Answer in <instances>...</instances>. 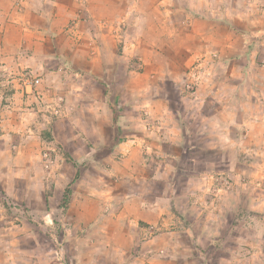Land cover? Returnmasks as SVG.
Returning a JSON list of instances; mask_svg holds the SVG:
<instances>
[{
    "label": "rangeland",
    "instance_id": "obj_1",
    "mask_svg": "<svg viewBox=\"0 0 264 264\" xmlns=\"http://www.w3.org/2000/svg\"><path fill=\"white\" fill-rule=\"evenodd\" d=\"M241 1L242 9L252 5ZM83 2L63 0L62 17L55 21L40 16L41 25L54 30L46 42L47 66L33 67L23 55V63L17 64L0 50V264H91L86 255L72 253L76 234L63 223V215L78 185L88 189L97 184L101 189L105 178L99 175L105 172L128 191L139 188L133 176L151 173L150 167L163 170L164 182L169 180L170 168L178 161L184 175L187 169L212 175L208 180L215 186L214 199L222 195L218 189L234 184L264 189V176L256 174L263 167L264 145L251 147L248 136L241 145L226 141L221 146L220 135L210 128V142L203 151L172 142L153 150L138 142L146 135L156 139L152 132L159 133V126L162 131L164 122L178 120L184 126L200 119L203 99L209 114L223 111L218 110L223 101L217 77L227 75L231 67L220 66L214 53L223 47V56L231 55L228 43H236L240 53L245 42L264 41V34L256 35L264 28L263 15L219 18L206 0H131L124 4L128 11L119 14L116 9L115 17L95 23L86 15L89 2L87 6ZM217 3L214 0L211 6ZM17 5L27 6L18 0L15 7L20 12ZM225 20L249 37L224 32ZM2 35L0 31V40ZM27 44L21 42L22 48ZM21 52L29 54L26 49ZM36 78L40 83L29 85ZM175 110L180 116L170 120ZM191 111L195 116L189 115ZM15 125L18 131L9 130ZM127 140L129 144L135 140L134 146L119 148ZM149 154L155 159L147 167L138 159ZM225 154L239 163L238 180L226 170ZM189 155L198 161L189 163ZM181 180L180 188L186 186V179ZM69 186L72 193L64 200ZM152 187L163 190L166 185L156 181ZM240 195L243 209L227 199L225 222L215 201L208 204V211H190L199 230L193 243L195 264L200 253H209L210 264H218L220 257L224 264H264V211L255 214L244 207ZM203 224L207 230L200 229Z\"/></svg>",
    "mask_w": 264,
    "mask_h": 264
},
{
    "label": "crops",
    "instance_id": "obj_2",
    "mask_svg": "<svg viewBox=\"0 0 264 264\" xmlns=\"http://www.w3.org/2000/svg\"><path fill=\"white\" fill-rule=\"evenodd\" d=\"M17 1L0 0V31H3L0 50L3 54L7 53L9 57L12 55V59H15L17 64L23 63L20 60V55H23V59L33 67L47 66L50 63L46 53L48 50L46 42L50 37L49 33H54V30L42 26L40 16L52 18L53 21L62 17L63 6H65L63 0H25L27 4L25 9L17 5L23 12L16 9ZM82 1L86 3V6L89 2L90 5L86 8L89 11L86 15L94 18V22L97 23L99 19L115 17L116 9L119 14L128 11V9L123 10L124 4L130 5L131 0ZM206 1L209 4L208 9H211L214 16L216 13L219 18H225L227 15L236 19L245 16L253 18L257 16V13L264 17V6L261 5L264 0H248L252 4L249 5L248 10L241 8V0H216L217 7L211 6L214 0ZM231 1L233 5L229 3ZM230 8L231 13L228 14ZM225 21L221 26L224 32L228 31L227 33L233 36L242 34L246 38L249 37L248 32L232 28L228 24L230 21ZM259 34H264L263 27L256 30V35ZM23 41H28L24 48L21 45ZM255 41L254 44L250 41L245 42L240 47V53L236 43L225 44L227 48H232L229 49L231 55L223 56L221 52L223 47L216 49L219 51L218 54L214 53L218 56L215 61L220 62V66L231 67V72L227 75L221 74L222 76L217 77L218 92L223 101L218 110L223 107V111L217 110V114H209L203 99L199 107L200 119L189 120L183 126L178 120L176 122L171 120L173 117L177 119L180 116V112L175 110L174 115L169 114L171 121L162 124L164 128L162 131L159 126L156 129L159 133L152 132L156 135V139L155 137L149 139L146 135L138 141L139 144L154 150L162 142H172L175 146L189 145L191 149L201 148L203 151V147L208 146L210 142V128H214L220 135L221 141L218 144L221 146L226 141L233 142L235 146L241 145L246 136H248L246 142L249 141L251 147L264 145V41H259L260 43ZM23 49H26L29 54L21 52ZM189 115L195 116V113L191 111ZM18 129L15 125V128L9 130L18 131ZM30 129L35 134L38 132L35 126H31ZM10 136L15 135L10 134ZM131 141L135 143V140ZM129 142L130 140L121 142L118 146L123 148L133 145ZM136 149L133 147L132 150ZM151 155H140L138 160L142 165L151 166L155 159ZM225 157L222 159L228 161L226 170L228 173L232 171L238 180L242 175L239 163L235 164V160L230 159L228 154H225ZM203 160L204 156L201 161ZM172 161L169 160L170 166L173 165H171ZM186 161L193 164L198 159L189 155ZM205 161L207 165L208 159L205 158ZM254 161L255 159L250 165H253ZM261 166L263 167H260V171L256 174L264 176V162ZM150 168L148 170H151V173L138 172L133 176V180L139 185V188L134 190L125 191L120 184L111 182L109 172H105L104 176L99 175L100 178H105L104 187L107 185L105 189L104 187L98 189L97 184L88 189L83 187L82 183L78 185L75 198L63 215V223L69 225L76 234L71 239L72 253L86 255L91 258V264H195L194 260L197 256L193 255L195 253L193 243L199 235V230L191 221V210L208 211V204H214L215 201L217 207L223 210L221 222H225L224 218L227 219L229 215L225 212V209L229 208L228 200L239 204L240 194H242V199H245L244 207L254 213L264 211L263 187L252 188V185L246 187L244 184L235 187L234 184L231 189L217 188L222 195L214 199L215 186L208 180V177L212 175L209 172L206 174L207 170L187 169L184 175L183 170L179 172L180 165L176 161V166L173 165L170 168L171 177L169 176V180L164 182V171L156 167ZM249 170L253 176V168ZM181 179H186L184 182L186 186L180 188ZM156 181L165 183L166 188L154 189L152 185ZM242 204H239L238 210L243 209ZM232 216L235 218V215ZM249 222L251 226L252 222ZM200 229L207 230L206 225H201ZM198 256L199 261L196 264H210L209 253H200ZM217 262L224 264L221 257Z\"/></svg>",
    "mask_w": 264,
    "mask_h": 264
},
{
    "label": "trees",
    "instance_id": "obj_3",
    "mask_svg": "<svg viewBox=\"0 0 264 264\" xmlns=\"http://www.w3.org/2000/svg\"><path fill=\"white\" fill-rule=\"evenodd\" d=\"M119 143V140L114 144L117 145ZM74 183L76 182L75 180L73 181ZM72 193V189L71 186L67 187L66 191H65V195H64V200L68 199V196H70V194Z\"/></svg>",
    "mask_w": 264,
    "mask_h": 264
},
{
    "label": "built area",
    "instance_id": "obj_4",
    "mask_svg": "<svg viewBox=\"0 0 264 264\" xmlns=\"http://www.w3.org/2000/svg\"><path fill=\"white\" fill-rule=\"evenodd\" d=\"M37 83H40V79H39V78L33 79V80L29 83V85L37 84Z\"/></svg>",
    "mask_w": 264,
    "mask_h": 264
}]
</instances>
